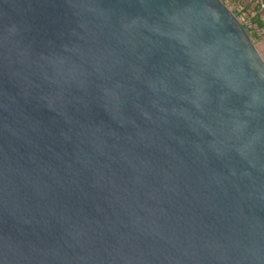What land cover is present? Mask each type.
<instances>
[{"label":"water","instance_id":"95a60500","mask_svg":"<svg viewBox=\"0 0 264 264\" xmlns=\"http://www.w3.org/2000/svg\"><path fill=\"white\" fill-rule=\"evenodd\" d=\"M0 264H264V59L222 0H0Z\"/></svg>","mask_w":264,"mask_h":264},{"label":"crops","instance_id":"0c3cea01","mask_svg":"<svg viewBox=\"0 0 264 264\" xmlns=\"http://www.w3.org/2000/svg\"><path fill=\"white\" fill-rule=\"evenodd\" d=\"M229 2L230 4H235V2L241 3L242 9L245 8L247 13L249 14L248 16L254 17V20H259V23L262 26V29H257L259 34H261L260 40L263 45L264 49V12L256 14V7H255V0H225ZM253 26H256L255 23H253Z\"/></svg>","mask_w":264,"mask_h":264},{"label":"rangeland","instance_id":"374dc122","mask_svg":"<svg viewBox=\"0 0 264 264\" xmlns=\"http://www.w3.org/2000/svg\"><path fill=\"white\" fill-rule=\"evenodd\" d=\"M223 3L232 11L237 10V12L235 11V15L236 17L238 18V20L240 22H242L243 24H247L248 25H251V23L249 22L248 20V17L246 15V13L243 12L242 10V7H241V3L239 2H235V4H230L229 2L227 1H223ZM229 5V6H228ZM245 17V18H244ZM247 17V18H246ZM246 19V20H245ZM253 30H250L249 33H253L252 32ZM250 36V34H249ZM252 42L254 43L256 49L258 50V52L260 53V55L262 56V58L264 59V49H263V45L261 43V40L260 39H257L256 37H254L253 35L250 36Z\"/></svg>","mask_w":264,"mask_h":264},{"label":"trees","instance_id":"16d2710c","mask_svg":"<svg viewBox=\"0 0 264 264\" xmlns=\"http://www.w3.org/2000/svg\"><path fill=\"white\" fill-rule=\"evenodd\" d=\"M222 1H225V0H222ZM228 6H229V5H228ZM255 7H256V9H257V11H256V14H257V15H258V13L260 14V13L264 12V9H261V8H260V4L258 3L257 0H255ZM242 10H243L244 13H246V15H247V17H248V20H249V22L251 23V25H248V26H247V24H243L242 22H241V24H242L243 27L247 30V32H248V34H250V36L253 35V36L256 37L257 39H260L261 34H259V32H258L257 29H262V26H261V24L259 23V20H256V19L254 20V17H250V16H248L249 14L247 13V11H246L245 8H243ZM235 11L237 12V10H235V9H234V11L232 10V12H233L234 14H236ZM247 17H246V18H247ZM244 18H245V17H244ZM245 20H246V19H245ZM253 23H255L256 26H253ZM250 30H253V31H252L253 33H252V34L249 33Z\"/></svg>","mask_w":264,"mask_h":264},{"label":"built area","instance_id":"2783aa9c","mask_svg":"<svg viewBox=\"0 0 264 264\" xmlns=\"http://www.w3.org/2000/svg\"><path fill=\"white\" fill-rule=\"evenodd\" d=\"M257 1L260 4V8L264 9V0H257Z\"/></svg>","mask_w":264,"mask_h":264}]
</instances>
